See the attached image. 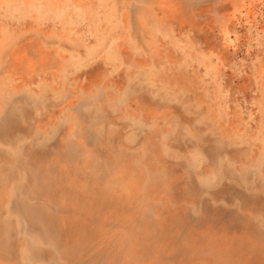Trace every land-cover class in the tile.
Masks as SVG:
<instances>
[{"label":"rangeland","instance_id":"374dc122","mask_svg":"<svg viewBox=\"0 0 264 264\" xmlns=\"http://www.w3.org/2000/svg\"><path fill=\"white\" fill-rule=\"evenodd\" d=\"M0 264H264V0H0Z\"/></svg>","mask_w":264,"mask_h":264}]
</instances>
